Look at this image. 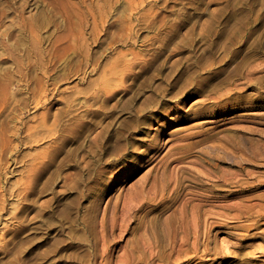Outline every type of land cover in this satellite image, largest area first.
I'll return each instance as SVG.
<instances>
[{
	"label": "rangeland",
	"instance_id": "1",
	"mask_svg": "<svg viewBox=\"0 0 264 264\" xmlns=\"http://www.w3.org/2000/svg\"><path fill=\"white\" fill-rule=\"evenodd\" d=\"M262 246L264 0H0V264Z\"/></svg>",
	"mask_w": 264,
	"mask_h": 264
},
{
	"label": "bare ground",
	"instance_id": "2",
	"mask_svg": "<svg viewBox=\"0 0 264 264\" xmlns=\"http://www.w3.org/2000/svg\"><path fill=\"white\" fill-rule=\"evenodd\" d=\"M235 145H236L237 149H240V146H239L238 143H235ZM235 149H236V148H235ZM237 149H236V150H237ZM214 151H215V150H214ZM214 151H213V152H214ZM243 151H244V150H243ZM209 152H210V150H209ZM217 152H218V151H217ZM219 152H220V151H219ZM219 152H218V153H219ZM236 152H237V151H236ZM236 152H235V153H236ZM218 153H216V154L219 155ZM211 154H213V153H211ZM227 154H228V152H227ZM233 154H234V153H233ZM240 154H241V153H240ZM234 155H235V154H234ZM232 156H233V155H232ZM239 158H240V157H239ZM248 158H249V157H248ZM256 158H257V157H256ZM251 160H253V159H251ZM240 168H241V167H240ZM245 169H246V168H245ZM249 172H251V171L249 170ZM226 174H227V173H226ZM233 174H234V173H233ZM223 176H226V177H227V175H223ZM233 176H234V175H233ZM235 176H236V175H235ZM237 176H239V175H237ZM240 176H241V175H240ZM221 177H222V176H221ZM226 177H225V178H226ZM230 177H231V176H230ZM241 177H242V176H241ZM243 177H244V176H243ZM234 178H235V177H234ZM258 178H259V177H258ZM228 179L231 180V178H228ZM228 179H227V178H226V179H223V178H222V179H219V181L222 182V184H227ZM242 179H243V178H242ZM215 180H216V179H215ZM230 180H229V181H230ZM239 180H240V179H239ZM197 181H198V180H197ZM213 181H214V180H213ZM217 181H218V180H217ZM217 181H215V182H217ZM250 181H251V180H250ZM254 181H255V180H254ZM203 182H204V181H203ZM206 182H208V181H206ZM215 182H213L214 185H210V186H212V189H214V187L218 184V183L215 184ZM201 183H202V182H201ZM229 183H230V182H228V184H229ZM243 185H245V182H244ZM240 186H241V185H240ZM216 187H217V186H216ZM221 188H222V187H221ZM250 188H251V187H250ZM250 188H249V189H250ZM215 189H216V188H215ZM246 189H247V188H245V186H244V187L242 186L241 188L239 187L238 191H235V192L232 191V192L227 193V194H224V195H220V194H212L211 196L207 195L206 198L203 197L202 199L205 200V201H207V202H208V201L210 202V200H211L212 198L218 200V199H220V198H222V197H229V196H232V195H233V196H238V195L240 196V195H242V193H244V192L246 191ZM251 189H252V188H251ZM208 190H210V189H208ZM226 190H227V189H226ZM233 190H234V189H233ZM224 193H225V192H224ZM257 194H258V193H257ZM201 195H202V193H201ZM255 195H256V194H255ZM203 196H204V195H203ZM256 196H257V195H256ZM258 196H259V195H258ZM201 197H202V196H201ZM202 199H201V200H202ZM220 200H221V199H220ZM244 200H245V199H244ZM242 201H243V198H242ZM201 202H202V201H201ZM201 202L198 203V204H199V207L201 206V204H202L204 201H203L202 203H201ZM237 203H238V202H237ZM203 204H205V203H203ZM239 204H240V202H239ZM241 204H242V203H241ZM244 204H245V203L242 204V205H243L242 207H244V208L247 207V206H244ZM236 205H237V204H236ZM253 205H254V204H253ZM248 206H249V205H248ZM202 207H203V206H202ZM237 207H238V206H237ZM242 207L239 206V209H241ZM247 208H249V207H247ZM251 208H252V205H251ZM194 209H195V208H194ZM205 209H206V208H205ZM206 210H208V209H206ZM206 210H204V211H206ZM243 210H244V209L242 208V211H243ZM247 210H249V209H247ZM195 211H196V210H195ZM210 211H211V210H210ZM244 211H246V210H244ZM196 212H197V211H196ZM196 212H195V213H196ZM247 212H248V211H247ZM258 212H259V211H258ZM205 214L207 215L208 213H205ZM205 214H204V215H205ZM211 215H213V214H211ZM215 215H216V214H215ZM239 215H240V213H239ZM239 215H238V216H239ZM224 216H225V215H224ZM224 216H223V217H224ZM257 216H258V215H257ZM255 217H256V216H255ZM258 217H259V216H258ZM260 217L262 218V215H261ZM256 219H257V218H256ZM206 220H207V219H206ZM258 220H259V219H258ZM261 221H262V220H261ZM258 222H259V221H258ZM258 222L253 223L252 225L255 226V225L258 224ZM239 225H242V224H239ZM248 225H250V224H248ZM237 226H238V225H237ZM244 226H245V225H244ZM244 226L242 225V227H244ZM254 226H253V227H254ZM239 227H240V226H239ZM257 227H258V226H257ZM208 228H209V227H208ZM247 228H248V227H247ZM250 228H251V227H250ZM204 229H205V228H204ZM197 231H198V230H197ZM248 232H249V231H248ZM259 234H260V233H259ZM261 234H262V233H261ZM243 235H244V234H243ZM243 235H242V237H243ZM257 235H258V234H257ZM245 236H247V234H246ZM245 236H244V237H245ZM252 236H254V235H252ZM247 237H248V236H247ZM252 238H253V237H252ZM245 241H246V240H245ZM243 242H244V241H243ZM246 242H247V241H246ZM249 243H250V242H249ZM241 245H243V244H241ZM246 245H247V244H246ZM253 245H254V244H253ZM259 245H260V244H259ZM254 246H255V245H254ZM245 248H246V247H245ZM258 248H259V246H258ZM261 249H263V250H260V251H261L260 255L264 254V248H263V246H262ZM254 250H255V249H254ZM254 250H253V251H254ZM254 252H255V251H254ZM243 253H244V252H243ZM245 253H246V252H245ZM257 253H258V252H257ZM251 255H252V254H251ZM253 255H254V254H253ZM243 256H244V255H243ZM243 256H242V259H243ZM246 256H248V255H246ZM249 257H250V256H249ZM253 258H256V257L252 256V259H253ZM252 259H251V260H252ZM248 260H249L248 257H245V258H244V261H245L244 263H249ZM254 261H255V260H254ZM239 262H241V261H239ZM242 262H243V261H242ZM255 262H256V261H255ZM242 264H243V263H242ZM251 264H252V263H251Z\"/></svg>",
	"mask_w": 264,
	"mask_h": 264
}]
</instances>
